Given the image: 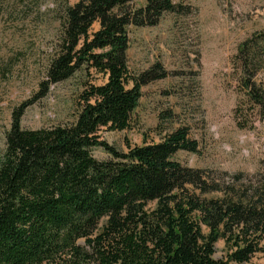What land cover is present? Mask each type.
Wrapping results in <instances>:
<instances>
[{
  "label": "trees",
  "instance_id": "1",
  "mask_svg": "<svg viewBox=\"0 0 264 264\" xmlns=\"http://www.w3.org/2000/svg\"><path fill=\"white\" fill-rule=\"evenodd\" d=\"M192 12L173 0L64 6L40 97L83 70L106 82L85 86L70 125L25 129L28 104L14 110L0 154V264H246L264 252V172L184 166L174 159L179 152L200 151L188 127L127 153L101 141L103 129L130 130L143 87L169 76L159 64L132 74L129 28ZM233 69L247 103L264 116V31L239 45ZM243 118L237 108V126L251 127ZM96 148L110 159L97 160ZM221 241L227 254L217 259Z\"/></svg>",
  "mask_w": 264,
  "mask_h": 264
},
{
  "label": "rangeland",
  "instance_id": "2",
  "mask_svg": "<svg viewBox=\"0 0 264 264\" xmlns=\"http://www.w3.org/2000/svg\"><path fill=\"white\" fill-rule=\"evenodd\" d=\"M78 1L0 0V154L15 109L28 104L22 118L25 129L70 125L76 121L85 86L106 82L94 70H83L40 97L55 57L62 11ZM173 1L190 6L193 12L165 14L156 27H130L127 53L132 74L140 75L159 64L169 76L143 87L130 130L103 129L101 141L127 153L129 146L160 143L168 132L188 127L200 151L179 152L174 159L184 166L249 176L264 172V116L247 103L233 69L239 45L264 31V0ZM134 4L142 8L147 0H134ZM258 81L264 86V73ZM237 108L251 127L237 126ZM93 155L100 161L110 159L102 148H96ZM226 254L221 241L215 257L224 259ZM246 264H264V252Z\"/></svg>",
  "mask_w": 264,
  "mask_h": 264
}]
</instances>
